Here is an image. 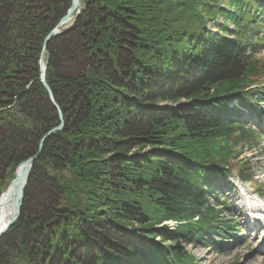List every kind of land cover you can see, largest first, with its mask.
I'll use <instances>...</instances> for the list:
<instances>
[{"label":"trees","instance_id":"16d2710c","mask_svg":"<svg viewBox=\"0 0 264 264\" xmlns=\"http://www.w3.org/2000/svg\"><path fill=\"white\" fill-rule=\"evenodd\" d=\"M71 3L0 0V193L60 124L41 60L65 125L34 162L0 264H202L183 243L235 231L213 183L259 141L230 103L264 101V1L81 0L42 53Z\"/></svg>","mask_w":264,"mask_h":264},{"label":"rangeland","instance_id":"374dc122","mask_svg":"<svg viewBox=\"0 0 264 264\" xmlns=\"http://www.w3.org/2000/svg\"><path fill=\"white\" fill-rule=\"evenodd\" d=\"M82 6L83 5H81V7ZM222 21V19L218 20L219 23ZM70 24H72V21L67 25V28ZM209 26H211V28L214 27L212 24ZM230 26H232V24H230ZM261 30L263 32L261 34L263 40L260 43L261 50L256 55L257 60H264V28ZM157 107L173 108L176 106L171 102H164L159 103ZM249 123L254 128H257L259 132L261 131L263 136L256 147L249 148V146L246 145L245 147L237 146L235 148V151L239 152V154L235 155L231 160V162L235 164V169L233 171L234 176L230 180L225 179L226 182L232 181L233 185H235L234 188H231L228 184H225V187H223V184L220 183L222 184L221 189L223 191L221 194L224 195L222 197H227L224 200L225 202H229V206L232 209L231 213L233 217L240 222V227L243 232L238 234L233 242L224 243L222 247L217 245L215 247H201L199 244L191 245L183 243V246L189 250L190 254L195 256L196 260L202 264H251L250 259L252 256H257L259 260L264 256V248L261 245L262 240H260L263 229L257 231V229L254 228L256 217L260 218L263 216V213L257 210L262 208L260 206H264V198L258 197V195L264 196V104L260 117H251ZM135 152L136 151L133 150L130 154L133 155ZM1 170L0 168V172ZM242 173L249 176L247 181H242L240 179ZM244 193H249L250 195L245 196ZM256 193L258 195H256ZM33 194V202L37 201L39 203L46 200V197H48L45 188L43 191L36 188ZM173 224L174 223H170L169 225L171 226ZM257 232L259 233L256 238L253 241H248V239L255 236Z\"/></svg>","mask_w":264,"mask_h":264},{"label":"water","instance_id":"95a60500","mask_svg":"<svg viewBox=\"0 0 264 264\" xmlns=\"http://www.w3.org/2000/svg\"><path fill=\"white\" fill-rule=\"evenodd\" d=\"M81 5L80 0H73L70 9L68 10V13L63 16L60 20H59V24L48 34V37L45 39L44 44H43V52L44 53L47 49V44L49 43V41L51 39H53L55 36H57L56 34L60 31V29L65 26L74 16V14L76 13L77 15L80 13L79 11V7ZM40 68L42 69V78L41 81H43L44 87L47 90V92H49L50 95V99L51 102L54 103V105L57 108V105L55 103V99L53 97V91H51L47 80H45V75H46V66L44 65V63L42 61H40ZM58 109V108H57ZM59 110V109H58ZM62 116H61V124L58 127H55L52 129V131H49L44 138H42V141L39 144L38 147V152L31 156V158L27 159L26 161L22 162L17 169L15 170V176L11 181V185L9 187V191L12 190V192L14 193L15 197L14 199L16 200L15 202V212L14 214L11 216V219L8 221V223L3 227V231H0V239L2 236H4L9 230L10 227L12 226V224H14L16 221H18L20 219V215L22 213V209H23V201L25 198V191L27 189L28 186V181L30 179L31 176V171L34 165V162L36 161V159L42 154L43 151V145L45 143V141L50 138L51 135H53V133L55 131L58 130H62L64 128V121L62 120ZM18 191V192H17Z\"/></svg>","mask_w":264,"mask_h":264},{"label":"bare ground","instance_id":"6f19581e","mask_svg":"<svg viewBox=\"0 0 264 264\" xmlns=\"http://www.w3.org/2000/svg\"><path fill=\"white\" fill-rule=\"evenodd\" d=\"M63 31V28L60 29V31L56 34L57 36L60 35V33ZM56 37V36H55ZM43 83V81H42ZM49 85V84H48ZM44 86V84H43ZM50 87V86H49ZM45 88V87H44ZM46 90V89H45ZM52 91V90H51ZM47 92V90H46ZM48 95H49V92H47ZM50 97V95H49ZM53 97L55 99V95H54V91H53ZM50 102H51V99H50ZM52 103V102H51ZM56 105H57V109L56 106L54 105V108L57 110V113L59 114V117H60V122H61V116L63 117L62 120H64V113L62 112V109L61 107L59 106V104L55 101ZM64 125V124H63ZM60 126V124H59ZM58 127V126H56ZM55 128V127H54ZM64 129V128H63ZM62 129V130H63ZM52 131V130H50ZM56 132V131H55ZM45 136V135H44ZM43 136V138H44ZM42 141V140H41ZM35 155V154H33ZM32 155V156H33ZM31 158V157H30ZM29 159V158H28ZM18 192V191H17ZM15 195L14 193L12 192V190L9 191V188H7L6 190L2 191L0 193V228H3L7 223L8 221L11 219V216L14 214L15 212V209H16V206H15V202L16 200L14 199ZM261 211L264 213V208H261ZM260 226L263 227L264 229V218H261L260 217ZM264 231V230H263ZM262 240L264 241V232H263V238ZM251 264H264V257H262L261 260H259V258L257 257H253L251 260ZM248 264V263H246Z\"/></svg>","mask_w":264,"mask_h":264},{"label":"snow or ice","instance_id":"6c2138e0","mask_svg":"<svg viewBox=\"0 0 264 264\" xmlns=\"http://www.w3.org/2000/svg\"><path fill=\"white\" fill-rule=\"evenodd\" d=\"M6 227V226H5ZM4 229L3 228H0V231H3Z\"/></svg>","mask_w":264,"mask_h":264}]
</instances>
